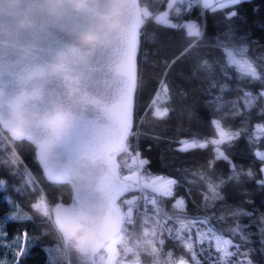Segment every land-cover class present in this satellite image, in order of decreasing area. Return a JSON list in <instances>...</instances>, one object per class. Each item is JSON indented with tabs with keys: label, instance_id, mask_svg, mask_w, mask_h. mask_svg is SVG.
Here are the masks:
<instances>
[{
	"label": "trees",
	"instance_id": "trees-1",
	"mask_svg": "<svg viewBox=\"0 0 264 264\" xmlns=\"http://www.w3.org/2000/svg\"><path fill=\"white\" fill-rule=\"evenodd\" d=\"M149 4L153 18L142 25L137 57L136 135L130 136L128 151L119 155L120 171L165 173L178 185L171 197L155 192L150 194L152 199L149 194L146 199L142 186L140 194L147 211L140 217L139 213L133 224L127 259L139 264H173L180 258L189 264H247L245 253L250 252L252 264H264V188L257 185L264 168L258 154L264 149L260 127L264 124V98L255 95L264 91V0H244L235 9L203 6L192 0L173 4L171 0H149ZM167 8L175 28L156 20L155 14ZM231 10L238 16L232 17ZM189 19L198 22L200 35L188 34L184 21ZM226 53L257 67L262 82H254L230 64ZM221 86L226 90L221 91ZM245 90L253 93L247 108L242 99ZM164 109L168 110L166 117L154 115ZM219 126L233 133L231 141L220 143L223 157L211 142L180 151L183 139H211L219 134ZM139 155L149 163L141 165ZM0 180L6 184V190L0 186V264H46L42 247L52 254L47 264H67L58 257L60 240L52 215L39 214L33 205L42 194L52 207L69 201L72 189L68 182L49 180L35 145L26 139L13 142L1 125ZM210 183L217 186L223 199L212 198ZM129 189L126 197L138 191ZM9 196L12 205L7 202ZM178 201L181 206L174 207ZM186 224L198 227L193 234L196 238L206 237L197 244L201 250L186 248L188 235L171 234L176 226ZM146 227L147 237L143 235ZM122 232L129 229L124 227ZM216 232L229 237L238 249L218 245L213 238ZM146 241L152 242L155 253ZM122 245L120 240L116 254ZM222 247L239 255H230L227 260L209 257L220 255Z\"/></svg>",
	"mask_w": 264,
	"mask_h": 264
},
{
	"label": "clouds",
	"instance_id": "clouds-1",
	"mask_svg": "<svg viewBox=\"0 0 264 264\" xmlns=\"http://www.w3.org/2000/svg\"><path fill=\"white\" fill-rule=\"evenodd\" d=\"M20 0H8L15 6ZM33 12L46 13L56 21L68 16L86 17L90 23L78 28L74 42L65 44L46 64L26 68L21 74L22 80H34L35 87L25 90L23 104L13 105L9 102L11 115L5 125L13 142L26 138L33 129L42 134L34 143L42 159L55 161L59 167L63 162L59 153L70 142L71 133L83 125L85 113L98 114L97 119L105 118L111 107V101L94 92L84 83V75L78 69L87 68L94 63L107 49H112L120 40H124L134 24L144 23L153 18L149 0H31ZM3 11V9H0ZM39 24L31 18L19 21L21 29L35 28ZM35 73V75H33ZM55 84H62L64 94L49 101L50 89ZM47 102V106L46 105ZM43 105V106H42ZM62 121L56 127L54 121ZM95 127L96 121L89 122ZM110 166L107 159H101L95 153H82L67 172V182L75 193H81L102 187L100 181L92 174V169L101 165ZM50 169V174L54 172ZM41 197H46L42 194ZM38 198V201L41 199ZM72 207L61 209L59 205L45 210L34 208L39 214H61ZM112 210L105 206L103 211L92 214L87 211H73L70 226L56 224L60 246L57 249L59 259L67 261L72 254L92 259L97 257L96 264H112L100 255L106 248V223ZM118 229L122 224H118ZM143 235L147 237L149 230ZM153 253L151 241H146ZM131 245H125V251ZM133 264H136L133 261Z\"/></svg>",
	"mask_w": 264,
	"mask_h": 264
},
{
	"label": "snow or ice",
	"instance_id": "snow-or-ice-1",
	"mask_svg": "<svg viewBox=\"0 0 264 264\" xmlns=\"http://www.w3.org/2000/svg\"><path fill=\"white\" fill-rule=\"evenodd\" d=\"M244 0H226L224 7H231V9H235ZM231 16L237 17L238 13L235 10H231ZM157 22L163 25H168V20L165 15H161L156 18ZM81 23L87 25L90 23L89 18L83 17L81 19ZM143 25V23H136L131 28L129 35L126 39L118 41V43L112 49L105 50L97 61L103 57V59L107 62L116 61L119 63V60H116L115 53L120 52L123 53L124 63V70L121 71L117 69V76L127 75L128 84L125 87L123 94H108L103 95L105 99L111 101V107L106 114L107 123L103 125L95 126L94 128H110V127H117L119 128V136L116 138H104L101 136L95 135L93 131H90L88 135H82V126L76 129L74 132L71 133L70 142L66 144L63 150H69V146L71 145V149L68 151V160L66 163L61 164L57 169V175L67 179V172L69 171L70 167L78 159V157L82 153L92 152L99 156L101 159H107L109 165L111 164V153L113 152H124L128 151L129 145L127 143L129 136H135L136 133L133 131V108H134V94L136 91V56H137V48L139 46V28ZM170 27H177V25L172 24L168 25ZM189 27V35H200L199 31L197 30L194 24L188 25ZM226 57L228 58V62L232 65L237 66L240 68L244 74L253 79L254 82H262L261 76H258V68L254 67L251 63L247 61H241L235 59L231 53H226ZM84 75V83L87 87H90V76L88 74V67L78 69ZM35 75V73L33 74ZM212 87H216L215 84ZM226 90L225 86H221V91ZM2 94V92H0ZM259 98H264V91L258 92L255 94ZM253 96V93L248 92L245 90L244 99L245 107L247 108L250 103V98ZM26 99V94L18 95L14 100L10 101L13 105H20L23 104ZM216 99H219L218 97ZM214 102V101H212ZM155 116L159 118H164L168 115V110L164 109L163 111L157 110L154 113ZM214 124L218 125V122H213ZM56 127L62 126V121L57 119L54 121ZM85 125V124H84ZM38 129H33L29 132V135L26 137L34 142L35 138L39 137L42 133ZM221 140L219 141H211V143H222L224 140L231 141L233 136L229 135L224 131H220ZM238 135V133H237ZM24 139V138H23ZM22 140V139H21ZM181 144L183 145L180 149L182 152H186L191 148L196 147H205L204 144H198L196 141L191 142H184L182 141ZM36 146V144L34 143ZM37 147V146H36ZM220 157L224 156V153H219ZM39 158L44 162V165L47 166L50 160L42 159L39 155ZM261 163H264V154H260ZM140 163L148 164L149 161L143 159ZM92 174L100 181L102 187H97L94 189H90L80 193V199L78 200L77 204L73 206L70 210L66 211L63 214H57L55 217L56 223L62 226H70L72 223V212L73 211H87L92 214H97L103 211L104 207L107 206L112 210V214L109 216V219L106 223L105 228V235L107 238L106 244L109 245L108 251L111 254L110 258L115 255L113 249L110 247L112 243L116 242V237L118 236L119 232L121 231V227L118 229V224H124L127 222L129 226H131L134 221L132 219V211L131 207H127L128 201H125V206L127 207V221H125V214L121 212L120 208L117 207V198L121 192L130 190L129 186L122 184L120 182L119 177L116 176L114 171V166H105L101 165L95 169H92ZM249 178H253L251 173H248ZM237 181L239 180V176L234 177ZM130 179V178H125ZM221 183H224L223 181ZM178 185V181L173 178H169L164 180L163 184L157 191H160L163 196L171 197L173 195V186ZM257 185L260 188H264V169L261 170V179L257 180ZM0 186H3L4 190H6V184L3 180H0ZM208 188L212 193L213 199H223L220 196L216 188L217 186L214 184H209ZM19 191V189H16ZM7 202L9 205L13 204L12 197H7ZM248 203H252V201H247ZM60 206V205H59ZM181 202L178 201L177 205L174 207H180ZM43 207L45 210L49 208V204L47 199L41 197V199L33 205V208H41ZM246 215H250L249 213H244ZM222 219V218H221ZM153 235H156L155 228H153ZM122 239V238H121ZM32 243V241H30ZM162 244L163 241H160ZM225 245H231L233 249H238V245H236L231 240L223 241ZM264 243V240H262ZM186 248L191 250L193 245L191 242L186 244ZM42 251L46 254V264L48 261L52 259V254L49 252V249L42 247ZM23 255V253H21ZM78 255V254H74ZM168 255H171L170 253ZM227 255H239L237 252H228ZM94 258V257H93ZM173 264H189L188 260L183 258L177 259L173 262Z\"/></svg>",
	"mask_w": 264,
	"mask_h": 264
},
{
	"label": "water",
	"instance_id": "water-1",
	"mask_svg": "<svg viewBox=\"0 0 264 264\" xmlns=\"http://www.w3.org/2000/svg\"><path fill=\"white\" fill-rule=\"evenodd\" d=\"M30 4L31 0H20L15 6H11L8 0H0V9H3V11H0V92H2V94H0V124L8 133L9 131L5 125L11 115L9 102L14 100L23 91L31 90L35 87L34 80H22L20 78L21 74L24 73L26 68L46 64L65 44L74 42L78 28L85 26L81 23L83 17L68 16L61 21H56L46 13L33 12L30 8ZM24 18H31L39 25L35 28L21 29L19 21ZM140 29L141 27L139 28V41ZM139 48L140 43L137 48L136 56L137 76V57ZM115 57L116 60H119V63H116L115 60L107 62L101 57L96 63L88 67L90 88L102 96L108 94H123L128 84L127 75L117 76L116 74L117 69L121 71L124 70L125 61L123 59V53L117 52L115 53ZM63 94V85L55 84L50 89L49 101L57 99ZM133 99L135 101V94ZM45 106H47V102ZM97 117L98 114L96 113L89 112L84 114V123L81 130L82 135H88L90 131H93L95 135L104 138H116L119 136L120 132L117 127L105 129L94 128L89 125L91 121H96L100 125L107 123L106 117L99 119H97ZM24 139L34 144L32 140L27 138ZM71 147L70 145L69 150ZM69 150H62L58 158L63 162H67ZM120 153L121 152L111 153L110 167L114 166L116 176L119 177L122 184L126 185L118 172V155ZM36 154L49 180L67 181V179L57 175L58 166L55 161H49L48 165L45 166L44 162L39 158L37 147ZM50 169H54L55 171L50 174ZM121 193L119 196L122 195ZM78 199H80L79 194L72 191L69 201L58 202L53 208L56 205H60L61 209L73 207L77 204ZM55 217L56 214L53 213V220L55 224H57ZM67 264H93V258L87 259L72 254L67 260Z\"/></svg>",
	"mask_w": 264,
	"mask_h": 264
},
{
	"label": "rangeland",
	"instance_id": "rangeland-1",
	"mask_svg": "<svg viewBox=\"0 0 264 264\" xmlns=\"http://www.w3.org/2000/svg\"><path fill=\"white\" fill-rule=\"evenodd\" d=\"M168 1H169V0H168ZM192 1H193V2L198 1L200 4L202 3L201 0H192ZM204 1H205V0H204ZM217 3H219V4H218L219 6H217V7H223V6L225 5V3H226V0H221V1L218 0ZM205 4H206V2L204 3V5H205ZM202 5H203V4H202ZM168 7H170V6H168ZM169 12H170V11H169V8H167V9L164 10V11H161V12L156 13V14H155V17L157 18V17H159V16H161V15H165V14H166V17H167L168 23L172 24V23H173V20H172V18L170 17V13H169ZM184 23H185V25H186L188 31L190 30L189 27H188V25H190V24H194V25L196 26L197 30L200 31V25L198 24L197 21H195V20H193V19H189V20H185ZM260 127L264 130V124H263L262 126H260ZM220 131H224V132L228 133L229 135L233 136L232 131L227 130V129H224V128H222V127L219 126V133H220ZM219 140H221V136H220V134H218L216 137H215V136H214V137H211V139H200V140H195V139H183L182 141H184V142L196 141L198 144H207L208 142H211V141H219ZM182 146H183V145L180 143V144H179V147L181 148ZM215 148H216L218 154L221 153V152L224 153V151H223L222 148L220 147V143H216V144H215ZM258 154H264V149H263V150H258ZM224 155H225V153H224ZM133 158H134V160H136V157H133ZM143 159H145V158H144L143 156H140V155H139V157H138V161L140 162V161L143 160ZM140 164H141V163H140ZM141 165H142V164H141ZM263 169H264V168H263ZM120 172H121V171H120ZM121 175H122V178H123L125 181H127L128 183H130V188H131V189H134V188H137V189H138V191L135 190V194H134V195H131L130 197H125V198H123V201L125 200V201L130 202V204L133 205L134 208H135V209H134V212H133V214H132V215L135 216V218H134V223H133V224H135V222L137 221V218H139L141 215L145 214L146 211H147L145 208H141L140 210H139V208H138V202H140V201L142 200V198H143V196L140 194V191L142 190V186H143V189L145 190L144 195H145L146 199H148V198H147L148 194H149V197H150V194H153V193H155V192L161 193L160 191H157V189L161 187V185L163 184L164 180L169 179V178H173V179H175L173 176H170V175L165 174V173H153V174H146V173H144V174H143V173L138 172L136 169L129 170V171L124 172V173L121 172ZM125 178H130V179H125ZM173 189H174V186H173ZM126 193H127V191H123L121 194H123V196H124ZM127 198H128L129 200H127ZM135 198H136V199H135ZM152 198H153V197H150V199H152ZM134 199H135V200H134ZM125 201H124V202H125ZM143 201H144V200H143ZM124 202H123V206H125ZM48 204H49V207H50V208H53L52 206H50V203H48ZM141 204H142V201H141ZM127 206H128V205H127ZM125 207H126V206H125ZM139 213H140V215H139ZM50 214L52 215V213H50ZM138 215H139V217H138ZM145 229H148V227H146ZM148 230H149V229H148ZM129 231H132V229H130ZM178 233H179V232H178ZM182 235H183L182 233H179V237H181ZM205 238H206V237L201 236V235L199 236L198 239L195 237V239H197L196 244H198L199 240L202 241V239H205ZM213 238H214V240L216 241V243H217L218 245H219V244H224L223 241H225V240H230L229 237H227V236H225V235H223V234L217 233V232H216L215 234H213ZM119 242H120V236L118 235V236L116 237V242H115V243H112V244L110 245V247L113 249V251H114L115 254H116V250H117L118 247H119ZM188 242H189V240H188ZM188 242H187V243H188ZM191 243H192V245H193V242H192V241H191ZM204 244H205V242H204ZM196 246H197V249H198V250H201V249H202V246H201V245H196ZM108 247H109V245L106 244V248L104 249V250H105V251H104V252H105V253H104V257H105V259H107V256H110V255H111V254L109 253V251L107 250ZM192 249H194V248H192ZM221 250H228V249L222 247ZM246 254H247V253H245V257L247 258L246 260H248V259L250 258V255L247 256ZM209 255H210V253H209ZM114 256H115V255H114ZM114 256H113V257H114ZM207 256H208V255H207ZM248 257H249V258H248ZM115 261H116V260H115ZM112 262H113V258H112ZM135 262H136V264H139V262H137V261H135ZM123 264H133V260L125 259Z\"/></svg>",
	"mask_w": 264,
	"mask_h": 264
},
{
	"label": "bare ground",
	"instance_id": "bare-ground-1",
	"mask_svg": "<svg viewBox=\"0 0 264 264\" xmlns=\"http://www.w3.org/2000/svg\"><path fill=\"white\" fill-rule=\"evenodd\" d=\"M141 28H142V26H141ZM140 33H141V29H140ZM137 73H138V71H137ZM136 89H137V87H136ZM136 93V92H135ZM133 126H134V122H133ZM129 138H130V136H129ZM129 138H128V140H129ZM127 143H128V141H127ZM122 153V152H121ZM120 153V154H121ZM119 154V155H120ZM119 155H118V172H119V175L121 176V178H122V175H121V172H120V162H119ZM44 170V169H43ZM45 174V173H44ZM46 176V175H45ZM123 179V178H122ZM123 181L126 183V185L127 186H129V188H130V183H128L127 181H125L124 179H123ZM60 182H67V181H65V180H63V181H60ZM127 192H128V190H127ZM79 194V197H80V193H78ZM127 194V193H126ZM126 194L123 196V194L121 195V196H119L118 198H117V206L122 210V212L125 214V221H127V207H131L132 209H133V211H132V214H133V212H134V206L133 205H131L130 203H128V206L127 207H125V206H123V204H119V201L120 200H122L123 198H125L126 197ZM77 199V198H76ZM136 199V198H135ZM134 199V200H135ZM79 200V199H78ZM142 201V200H141ZM141 201L140 202H138V208H139V210L141 209V208H145L146 210H147V205H145L144 204V202L142 201V204H141ZM125 204V203H124ZM50 208V207H49ZM52 217H53V213H52ZM134 218H135V216L134 215H132V219H133V221H134ZM186 227H188V226H191L190 224H186L185 225ZM124 227H126L127 229H132L133 228V224L131 225V226H129L128 224H127V222H125L123 225H122V227H121V231L119 232V236H120V240L121 241H123V249L121 250V252L120 253H117V257H116V261L114 262L115 264H123L124 263V259H127L128 258V255L130 254V252H131V250H132V247L130 248V249H128V250H126L125 251V245H129V242H130V239H131V236H132V233H133V230L132 231H129V232H127V233H123L122 232V230H123V228ZM183 227L184 226H176L173 230H172V232H171V234L172 235H174V236H176V237H179V233H183V235H188V240H189V242H193V244H194V248L195 249H197V244H196V242H197V239H195V236L193 235L194 234V231L198 228L197 226L195 227V229H192V230H188L186 227H184V229H183ZM122 232V233H121ZM179 232V233H178ZM122 238V239H121ZM204 243V242H203ZM103 250V249H102ZM102 250H101V252H102ZM223 251H225V250H219V254L220 255H210L209 257L210 258H213V259H215V260H227V258L230 256V255H227V253L228 252H235V250H227L226 251V253L224 254L223 253ZM222 252V253H221ZM247 254V256H249L250 255V252H246ZM200 253L198 252L197 253V256L199 255ZM100 255H102L101 253H100ZM97 257H94L93 258V264H95V259H96ZM249 258V257H248ZM247 264H252V259H248V263Z\"/></svg>",
	"mask_w": 264,
	"mask_h": 264
},
{
	"label": "crops",
	"instance_id": "crops-1",
	"mask_svg": "<svg viewBox=\"0 0 264 264\" xmlns=\"http://www.w3.org/2000/svg\"><path fill=\"white\" fill-rule=\"evenodd\" d=\"M177 0H171V3L173 4L174 2H176ZM219 1H221V0H219ZM201 5L203 4V6H211V7H217V6H219L218 4L219 3H217L218 2V0H201ZM206 2V4L204 5V3ZM110 256H107V259L109 258ZM116 257H117V254L114 256V257H112L113 258V262L112 263H114L115 262V260H116ZM106 259V260H107Z\"/></svg>",
	"mask_w": 264,
	"mask_h": 264
},
{
	"label": "built area",
	"instance_id": "built-area-1",
	"mask_svg": "<svg viewBox=\"0 0 264 264\" xmlns=\"http://www.w3.org/2000/svg\"><path fill=\"white\" fill-rule=\"evenodd\" d=\"M188 229H192V226H188L187 227ZM194 244H193V248H194ZM195 249V248H194ZM194 249H192L193 251H195ZM227 250L223 251V253L225 254ZM222 253V252H221ZM97 259V258H96ZM96 259H95V264H96Z\"/></svg>",
	"mask_w": 264,
	"mask_h": 264
}]
</instances>
